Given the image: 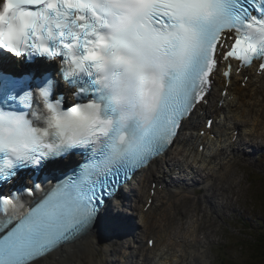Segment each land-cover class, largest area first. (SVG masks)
Returning <instances> with one entry per match:
<instances>
[{
	"label": "snow or ice",
	"instance_id": "1",
	"mask_svg": "<svg viewBox=\"0 0 264 264\" xmlns=\"http://www.w3.org/2000/svg\"><path fill=\"white\" fill-rule=\"evenodd\" d=\"M0 52L61 57L66 80L89 81L75 93L88 102L64 110L53 80L32 89L0 72V183L88 153L67 178L26 188L27 207L0 195V264H33L86 233L121 176L173 142L207 99L221 59L264 72V0H2ZM34 100L47 111L45 127L31 118Z\"/></svg>",
	"mask_w": 264,
	"mask_h": 264
},
{
	"label": "bare ground",
	"instance_id": "2",
	"mask_svg": "<svg viewBox=\"0 0 264 264\" xmlns=\"http://www.w3.org/2000/svg\"><path fill=\"white\" fill-rule=\"evenodd\" d=\"M245 74L248 77L244 86L239 80L243 74L233 77L232 85L228 87L230 96L224 98L225 103L220 108L216 103L221 98L220 89L224 81L221 82L219 74L214 75L213 85L207 94L208 105L198 106L193 116L184 123L177 139L178 145L140 174L131 200V209L136 212L140 225L132 237L127 235L123 238L122 247H117V241H114L100 248L103 225L99 220L80 238L33 264H204V244L210 241L209 236L214 234V230L200 231L204 226L196 215L174 226L172 216L177 201L190 197L196 185L211 184L217 194L218 191L220 194L233 191L241 183L235 163V156L240 150L237 144L254 149L259 145L255 142L257 138L264 144V73L255 74L249 70ZM200 109L215 117L210 131L215 134L213 138L195 135L203 127L204 115H200ZM200 143L205 144L203 151L198 150ZM242 155H247V152L242 151ZM182 169H188L199 177H180L171 180L172 183L167 182L172 171L176 174ZM153 181H166V185L161 190L156 189L154 200L145 212L143 206ZM203 196L208 197L206 194ZM190 206L183 205L184 215L190 214ZM151 236L155 238V243L150 248L146 242ZM101 250L103 254H100ZM107 254L113 259L107 260Z\"/></svg>",
	"mask_w": 264,
	"mask_h": 264
},
{
	"label": "rangeland",
	"instance_id": "3",
	"mask_svg": "<svg viewBox=\"0 0 264 264\" xmlns=\"http://www.w3.org/2000/svg\"><path fill=\"white\" fill-rule=\"evenodd\" d=\"M260 141V138L255 139L259 145L254 149L237 144L240 150L235 156V163L241 183L233 191L228 190L222 194L218 191L217 194L211 184H200L195 186L194 193L190 190V197L175 204L172 216L174 226L196 215L201 218V225L204 226L200 231L214 230V234L209 236L210 241L204 244V264H220L221 258L231 260L230 264H264V258L253 248L254 239L264 232V144ZM242 151H246L247 155H242ZM205 194L208 197H204ZM185 204L192 205L188 216L183 213L182 207ZM111 239L101 237L100 248L112 244ZM120 243L117 242V247H120ZM106 256L110 260V254ZM199 260L203 261L201 258Z\"/></svg>",
	"mask_w": 264,
	"mask_h": 264
},
{
	"label": "trees",
	"instance_id": "4",
	"mask_svg": "<svg viewBox=\"0 0 264 264\" xmlns=\"http://www.w3.org/2000/svg\"><path fill=\"white\" fill-rule=\"evenodd\" d=\"M264 193V192H263ZM253 248L264 258V232L260 236L254 239ZM231 260L226 258H221L220 264H230Z\"/></svg>",
	"mask_w": 264,
	"mask_h": 264
}]
</instances>
